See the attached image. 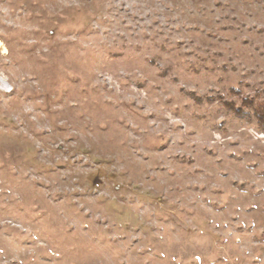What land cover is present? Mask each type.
<instances>
[{"label": "rangeland", "instance_id": "obj_1", "mask_svg": "<svg viewBox=\"0 0 264 264\" xmlns=\"http://www.w3.org/2000/svg\"><path fill=\"white\" fill-rule=\"evenodd\" d=\"M246 97L264 0H0V264H264Z\"/></svg>", "mask_w": 264, "mask_h": 264}, {"label": "trees", "instance_id": "obj_2", "mask_svg": "<svg viewBox=\"0 0 264 264\" xmlns=\"http://www.w3.org/2000/svg\"><path fill=\"white\" fill-rule=\"evenodd\" d=\"M235 94H239L237 89H231ZM226 105L230 107L237 115L239 116H253L257 125L261 130H264V102L263 101H255V99L251 97H246L242 100L240 106H237L235 102L230 101L227 102ZM244 107H249L251 110L245 111Z\"/></svg>", "mask_w": 264, "mask_h": 264}]
</instances>
